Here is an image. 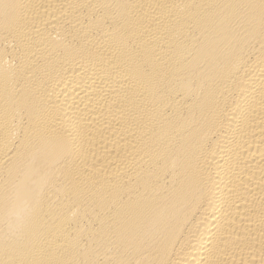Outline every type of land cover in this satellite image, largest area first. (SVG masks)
Returning a JSON list of instances; mask_svg holds the SVG:
<instances>
[{
	"label": "bare ground",
	"instance_id": "bare-ground-1",
	"mask_svg": "<svg viewBox=\"0 0 264 264\" xmlns=\"http://www.w3.org/2000/svg\"><path fill=\"white\" fill-rule=\"evenodd\" d=\"M0 264H264V0H0Z\"/></svg>",
	"mask_w": 264,
	"mask_h": 264
}]
</instances>
